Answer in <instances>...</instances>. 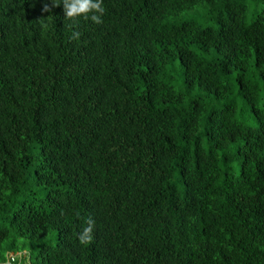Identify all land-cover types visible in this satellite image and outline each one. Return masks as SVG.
Segmentation results:
<instances>
[{"label": "trees", "instance_id": "1", "mask_svg": "<svg viewBox=\"0 0 264 264\" xmlns=\"http://www.w3.org/2000/svg\"><path fill=\"white\" fill-rule=\"evenodd\" d=\"M59 2L0 0V264H264V0Z\"/></svg>", "mask_w": 264, "mask_h": 264}, {"label": "clouds", "instance_id": "2", "mask_svg": "<svg viewBox=\"0 0 264 264\" xmlns=\"http://www.w3.org/2000/svg\"><path fill=\"white\" fill-rule=\"evenodd\" d=\"M63 4V11L65 17L76 21L78 18L83 17L84 19H90L93 23L102 24L103 16L105 14V7L103 0H60L59 3H52L53 6H60ZM43 12L51 11L48 3L44 4L42 9ZM81 33L74 31L70 39L79 40ZM79 215V213H77ZM88 227H86L80 235V242L87 244L92 239V232L95 225V221L89 217L87 220Z\"/></svg>", "mask_w": 264, "mask_h": 264}, {"label": "rangeland", "instance_id": "3", "mask_svg": "<svg viewBox=\"0 0 264 264\" xmlns=\"http://www.w3.org/2000/svg\"><path fill=\"white\" fill-rule=\"evenodd\" d=\"M255 13L256 11L254 10V8L251 5H248V9L246 12V21L247 22L252 21ZM180 19H183V20L192 19L203 27L215 25L212 21L206 19L205 10L202 5H198L191 11L185 12L184 14H182Z\"/></svg>", "mask_w": 264, "mask_h": 264}, {"label": "built area", "instance_id": "4", "mask_svg": "<svg viewBox=\"0 0 264 264\" xmlns=\"http://www.w3.org/2000/svg\"><path fill=\"white\" fill-rule=\"evenodd\" d=\"M20 256V254H13L10 253L7 257V260L4 264H14L16 262V260L18 259V257Z\"/></svg>", "mask_w": 264, "mask_h": 264}]
</instances>
